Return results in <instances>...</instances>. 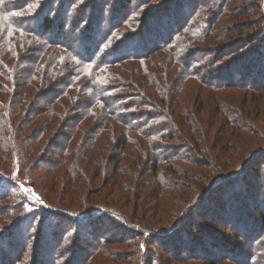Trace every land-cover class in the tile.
Segmentation results:
<instances>
[{"label": "trees", "instance_id": "trees-1", "mask_svg": "<svg viewBox=\"0 0 264 264\" xmlns=\"http://www.w3.org/2000/svg\"><path fill=\"white\" fill-rule=\"evenodd\" d=\"M247 2L0 0V213L9 196L5 211H17L1 247L24 234L0 264H39L31 236L42 221L46 251L76 233L48 238L51 220H73L98 243L105 225H132L152 195L154 211L172 208L161 232L184 221L183 207L195 218L188 227L203 226L213 218L204 206L235 188L256 231L248 263L264 260V203L255 204L264 197V16L261 5L249 16ZM33 162L50 192L77 197L52 202L32 179L33 201L22 186ZM209 226L195 233H212L211 249L231 238Z\"/></svg>", "mask_w": 264, "mask_h": 264}, {"label": "rangeland", "instance_id": "rangeland-1", "mask_svg": "<svg viewBox=\"0 0 264 264\" xmlns=\"http://www.w3.org/2000/svg\"><path fill=\"white\" fill-rule=\"evenodd\" d=\"M105 1L108 2V0ZM260 5L264 16V0H249V2L243 7L249 11L250 16L251 13L253 15V13L258 10ZM250 8L252 10H249ZM182 153L187 155L185 152ZM190 159L195 160L194 157H190ZM26 176L30 180H26L25 182H27V184H23L22 186L29 192V194H32L33 201L37 200L38 195L34 193V188L29 185L32 179V184L40 190L43 196L47 195L48 199L52 202H55L57 196L60 200H67L65 201L67 203L69 200L77 197L75 194L68 195L67 193H62L59 191V188H55V191L50 192V181L43 177L45 176V171L39 168L36 162H33ZM179 182L186 185L189 184V182L187 183L183 180ZM254 185L255 184H248L244 186V188H246V191H253ZM262 187H264V184L260 186V188ZM138 188L137 185L134 192L136 191L137 193L139 191ZM89 189H92V187ZM58 192H60V194H58ZM239 193V189L235 188L230 192H226L220 203H211L210 206H204L203 208V214L209 213L210 211V214L213 213V218L211 219H200L202 220L203 226H208L210 228L211 226L209 225L214 224L213 227L216 226L215 228L218 231L224 234L227 233L230 235L229 237H231L229 239L226 238V240H217L218 246H214L212 249L210 248V241H208V239L212 240V233H195L200 229L201 231H204L203 226L197 222L194 226L192 224L190 225L191 227H188V225L193 222L194 217L189 215V211H184V207L180 210V215L183 213L182 220L184 221L178 225L179 227L176 226L180 229L177 230L174 226V229H171L170 227L167 232H161V230L165 228H160L159 226H165L167 224H164V217L169 215L167 210L172 208L169 201L166 203V207L162 209L163 213L160 209L154 211V209H152V206H154L152 199L157 201V198H155L156 195H152L151 198L148 199L150 202L144 201L142 203V208L137 212V216L134 218L132 225L123 226L121 229L105 225L100 231H98L100 238H102L99 239L98 243H96L94 239L93 241L90 238L83 237L80 229L79 231L76 229V223L73 220H66L63 224V222L50 219L52 225L47 229L48 238L50 237V232H56L58 237H63L64 232L68 228H74L76 233L74 235L73 233H70L69 237L72 238L68 243L61 245L60 241H57L60 246L55 244L56 246L52 247V250L46 251L49 241L44 243V245H47L44 247L41 245L43 244V241L39 240L40 233H43L41 229L45 230V224L42 221L39 224V228L31 236V250L32 253L36 252V254H39V264H142L143 261H145V263L149 261L155 264L157 259H159V261H164L167 264H202L204 260H213L215 264H249V257L253 258V255H255L250 250V239H252L251 237L256 231H249L251 223L246 221L248 218L252 219L251 210L249 208V205L251 204L248 205V202H243V200L239 202L241 194ZM70 196L71 198H69ZM82 197L83 195L81 196V199ZM94 198L97 197L95 195L88 197L85 199V202L87 204H93ZM81 201L82 200L75 201L74 203L79 205ZM3 202L4 204H1V206L4 205V210L0 213V234L1 230L10 226L16 220L15 215L17 213V211H5V208L13 203L10 196L9 199L5 198ZM255 202L257 208L261 210L262 203H264V197L257 199ZM24 205L26 209H31V205L27 201ZM198 211L197 217H200L201 209ZM258 220L259 218H256V220L252 222V226H255V223L258 225V222H256ZM242 222L244 223L242 224ZM17 224L19 223L17 222ZM94 225L93 228L95 227ZM57 226L60 227L58 228L59 231L57 230ZM21 227H23V225L19 227V230H21ZM244 228L247 229L246 232H244ZM22 230L24 231L23 228ZM234 232L237 235L236 237H238L235 239L236 241L232 240V237L234 236L232 234H234ZM248 232H250L251 236L247 237V241L244 238ZM24 233L26 234L25 231ZM145 233H147V235H144ZM21 234L24 235L20 231L19 234H17L18 236L9 237V242L7 241L2 247L0 244V257L3 255L12 257L11 254L19 253L20 248L24 245V241L20 237ZM94 234L96 233L94 232ZM47 235L43 234V236ZM41 248L42 252H40ZM262 256V254L259 255V257ZM153 260L155 262H153ZM251 264H264V260L261 261L259 258L258 260L253 259Z\"/></svg>", "mask_w": 264, "mask_h": 264}]
</instances>
